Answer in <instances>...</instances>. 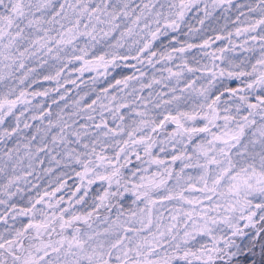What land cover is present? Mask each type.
Returning <instances> with one entry per match:
<instances>
[{
    "label": "snow or ice",
    "instance_id": "1",
    "mask_svg": "<svg viewBox=\"0 0 264 264\" xmlns=\"http://www.w3.org/2000/svg\"><path fill=\"white\" fill-rule=\"evenodd\" d=\"M0 264H264V0H0Z\"/></svg>",
    "mask_w": 264,
    "mask_h": 264
},
{
    "label": "trees",
    "instance_id": "2",
    "mask_svg": "<svg viewBox=\"0 0 264 264\" xmlns=\"http://www.w3.org/2000/svg\"><path fill=\"white\" fill-rule=\"evenodd\" d=\"M238 2H242V0H238ZM192 23H193L196 27H200V25L197 24L195 20H192ZM210 24H212L213 26H215V27H217V28L219 29V28H221V27L223 26V21H220L219 23H216L215 21L211 20ZM211 34H212V33H210V32L208 33V35H211ZM73 78H75V75L73 76ZM83 79H84L85 81H87V80L89 79V74L86 73L85 76L83 77ZM78 83H79V81H78ZM43 86H44V87H53L54 84L49 83V82H45ZM86 86H87V85H85V84H81V85H80L81 88H84V87H86ZM68 87L72 88L71 85H69ZM76 91H77V89H74V88H73V90H72V92H71L70 94H71V95H75V92H76ZM41 101H43V102H45V103H47V104H51V101L48 100L47 98H37L36 100L33 101V103H37V102H41ZM53 107H55V106H53ZM39 183H40V185H41V193H43L44 189L48 187V184H47V178H45V180L40 181ZM68 183L71 184V183H72V180H69ZM65 192H67V189H65Z\"/></svg>",
    "mask_w": 264,
    "mask_h": 264
},
{
    "label": "rangeland",
    "instance_id": "3",
    "mask_svg": "<svg viewBox=\"0 0 264 264\" xmlns=\"http://www.w3.org/2000/svg\"><path fill=\"white\" fill-rule=\"evenodd\" d=\"M210 22H211V20L205 21V25H206V26L209 25Z\"/></svg>",
    "mask_w": 264,
    "mask_h": 264
}]
</instances>
